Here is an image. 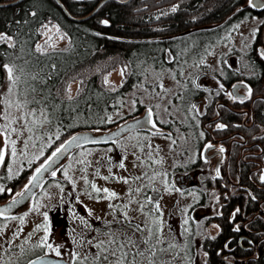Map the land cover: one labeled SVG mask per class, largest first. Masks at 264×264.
<instances>
[{
    "label": "rangeland",
    "instance_id": "rangeland-1",
    "mask_svg": "<svg viewBox=\"0 0 264 264\" xmlns=\"http://www.w3.org/2000/svg\"><path fill=\"white\" fill-rule=\"evenodd\" d=\"M260 21L256 18L241 20L231 24L232 27L227 32L210 35V44H203L201 55L192 56V61L178 75L174 68L150 70L145 80L129 92L122 106L113 113L112 121L120 119L123 123L134 119L133 112L139 109L140 103L141 108L151 107L152 116L155 115L164 124L169 122L170 115L186 123L190 115V105L184 103L187 92H178V89H184L180 86L184 82L182 80L196 78L203 71L207 73L199 82L206 87H217L219 81L216 76L218 72H222L223 61L232 62L236 59L240 65L249 62L246 54L250 53L253 40L259 34ZM262 32L264 34V27ZM262 39L264 42V36ZM36 44L42 50L62 48L68 44V37L57 23L48 21L41 27V38ZM257 50L260 55L264 53V44L257 47ZM126 70V66L121 63L112 66L101 74L102 83L111 90L118 89L126 79ZM209 75L212 78L208 80ZM80 88V78H76V83L71 87V96L78 93ZM5 98L7 112L5 126L0 128V148L3 157L8 158V172L12 176L20 171L25 162L32 161V170L36 171L61 145L51 153H44L45 148L54 140L52 134L57 135V132H50L43 118H36L32 113L23 111L25 108L18 102L12 90ZM200 105L201 103L197 108ZM93 131L99 133L100 130ZM178 136L179 139L173 144L171 137L162 134L144 136L134 133L123 139L116 149L85 146L72 152L59 165L62 184L57 180H50L44 186L41 184L35 191V198H31L16 211L18 217L0 225V264H21L25 261L22 250L29 249L33 243L41 248L39 245L45 235L48 237L47 243L53 248H59L62 257L71 259L72 264H116L118 258L123 264V256L115 249L113 261L105 262V248L111 237L102 236L103 233L95 231L92 224L94 221L98 223L101 219L105 220L108 217L107 207L116 206L118 203H124L128 216L138 223L136 226L132 225L131 230L137 229V226L141 228V233L129 238L128 249L135 256L141 253L137 257H141L143 264H205L198 242L189 239L191 230L187 207L198 196L195 197L193 191L182 189L179 185L173 186L174 175L170 173L186 157L182 151L187 146L186 134ZM7 148L11 151L9 156ZM121 163L123 167H120ZM57 170L54 169L51 174L57 175ZM125 180L128 182L125 183ZM93 184L101 190L107 188L116 197L109 199L103 191H93ZM25 185H29L27 179L18 185L9 199L23 192ZM148 188L152 192L159 191V195L153 197L161 210V217H157V220L150 209L145 213L139 208L144 196L148 197L145 194ZM59 201H62V206L65 202L72 208L79 201L81 208L87 211V216L79 213L75 221L65 224L62 220V227L59 226L53 219L54 215L50 213V209L55 211ZM152 211H155L154 208ZM44 213L48 214L47 221ZM44 226L48 227V233L44 231ZM101 244L102 247H97ZM195 244L194 250L192 247ZM130 250L128 251L132 254ZM101 259L105 263H100Z\"/></svg>",
    "mask_w": 264,
    "mask_h": 264
},
{
    "label": "trees",
    "instance_id": "trees-1",
    "mask_svg": "<svg viewBox=\"0 0 264 264\" xmlns=\"http://www.w3.org/2000/svg\"><path fill=\"white\" fill-rule=\"evenodd\" d=\"M173 7L175 12L171 11ZM249 18L261 21L259 34L246 55L259 57L264 8L249 7L248 0H0V34L10 37L7 42L0 40V128L5 126V97L12 90L23 111L43 118L50 132H57L44 151L51 153L78 131L110 126L113 113L150 70L174 68L178 75L192 56L201 55L210 35L227 32L231 24ZM48 21L58 24L68 44L38 51L41 27ZM257 60H250L249 65L257 74L252 77L255 87L261 88L264 60ZM5 63L14 67L18 77L15 83L8 80ZM119 63L126 66V79L118 89L111 90L102 83L101 74ZM70 77L83 80L72 99L62 87ZM189 80L183 79L180 86L187 88ZM189 98L187 93L185 104H189ZM7 149L9 156L11 151ZM33 166L34 161L22 165L18 185ZM8 168L7 163L2 166L3 171ZM207 258L214 264L220 256L213 250ZM248 262L264 264V254L248 257Z\"/></svg>",
    "mask_w": 264,
    "mask_h": 264
},
{
    "label": "flooded vegetation",
    "instance_id": "flooded-vegetation-1",
    "mask_svg": "<svg viewBox=\"0 0 264 264\" xmlns=\"http://www.w3.org/2000/svg\"><path fill=\"white\" fill-rule=\"evenodd\" d=\"M257 58L264 60L261 55L250 57L247 60L249 62L250 60L258 61ZM249 62L247 61L246 65H240L236 59L232 62L223 61L222 72L215 75L219 81V85L215 88L206 87L199 82V79L207 72L202 71L196 78H189V86L185 89H178L179 93L186 90L190 97L188 99L190 100V107H188L190 115L186 123L170 115L171 119L167 124H164L153 114L151 122L149 119L145 122L151 126L154 122L155 128L142 126L134 128L114 140L80 146H102V148L114 147L116 149L123 139L134 133L144 136L162 134L165 137H171L174 144L179 139L178 135L185 133L187 146L182 150L186 154L185 161L176 164L170 173L174 175L173 186L179 185L182 189L193 191L194 196H198L187 207L191 230L189 239L198 242L200 250L203 251L205 264H210L207 257L212 254L213 250L220 256L219 262L214 264H250L248 257H258L260 254H264V182L260 179L264 175V87H255L252 77L257 74L251 70ZM211 78L212 75H209L208 80ZM247 88L251 89V95L248 94ZM229 93L243 99V103L240 102V99L230 97ZM200 103L201 107L197 108ZM193 105L196 106L195 109H193ZM140 108L133 112L135 118L143 115L147 108L151 107ZM121 122L122 120L117 119L112 121L107 128L96 130H100V134L108 132L121 125ZM217 125H224V127L218 128ZM209 144L212 147L208 148ZM221 148L224 149L223 152H220ZM7 162L6 157H3L0 166V179L3 180V183L0 181V186L5 191L0 193V205L9 204L18 197L13 196L14 198L9 199L12 196L11 193L15 192L18 187L19 180L17 178L20 171L10 176L8 171L2 169V166ZM60 164L51 169L42 180L43 186L50 180H57L62 184ZM54 169H58L57 175L51 174ZM217 169H219V175H217ZM1 172H3L2 175ZM35 172V170H30L26 178L29 183ZM34 194L26 202L1 207L0 210L8 209V211L0 216V225L18 217L19 214L16 211L31 198H35L37 193ZM145 194L148 197L144 196L139 208L145 213L150 209L151 211H149L154 212L152 215H155L154 218L157 220L161 217L159 216L161 210L157 207L153 197H157L159 191L152 192L151 188H148L145 190ZM78 202L72 208L65 202L62 206V201H59L55 211L50 209V213L54 215L53 219L58 222L59 226L62 227V220L65 221V224L75 221L76 215L79 213L87 216V211L81 208ZM125 206L124 203L108 206V217L105 220L101 219V222L91 223L94 225L95 231L103 233L102 236L111 237V242L109 241L111 247L109 242L107 247L105 244V252L108 255V260L105 262L113 261V255L109 253L114 252L115 249L121 255L127 253L126 258L123 257V264H143L140 261L141 257H137L141 253L135 256L133 251L128 249L129 238L136 233L137 235L141 233V228L137 226V229L131 230L132 225L136 226L138 223L131 220ZM152 208L155 211H152ZM236 209H240V211L236 212ZM233 213H235L234 217ZM72 214H75L74 217ZM140 223L142 224L141 221ZM214 225H218V227H214ZM237 226H239V231L234 230ZM113 240H115L114 243ZM218 240L221 242L214 249L213 246ZM34 244L29 249L22 250V256L25 258L33 255L27 261L25 260L26 262L23 261V264H28L43 255L62 258L61 254L58 256L56 252L45 247H36ZM121 245L124 247H120ZM194 247L196 244L192 247L195 250ZM134 248L136 247L134 246ZM243 255L244 257L241 258ZM67 260L68 264H72L71 259ZM101 262L103 259L100 260Z\"/></svg>",
    "mask_w": 264,
    "mask_h": 264
},
{
    "label": "water",
    "instance_id": "water-1",
    "mask_svg": "<svg viewBox=\"0 0 264 264\" xmlns=\"http://www.w3.org/2000/svg\"><path fill=\"white\" fill-rule=\"evenodd\" d=\"M258 3L259 0H256ZM147 119H149L148 116V110L144 112L143 115L136 117L134 119L128 120L125 123H122L118 127L104 133H96L93 130H82L74 133L70 137H68L59 147L62 146V150L60 153H58L55 157L51 155L48 160H46L40 168H42L41 172L34 173L33 176H37V180H31V183L28 185V192L24 197H17L16 200L19 201V203H23L28 201V199L31 197L32 194H34L35 190L38 188V186L43 182L44 178L48 175V173L56 167L58 164L63 162L66 157H68L72 152H74L77 148L80 146L90 144L91 143H98V142H106L110 140H114L121 136L122 134L138 127L142 126H149L152 127L151 124L145 122ZM137 121H139V125L137 124ZM145 122V123H144ZM78 137L76 141H72V137ZM56 151V150H55ZM54 151V152H55ZM0 154H2V149L0 148ZM53 154V153H52ZM25 191V190H24ZM13 206L12 201L9 202V204L0 205L1 207H9ZM42 257V256H41ZM44 260L41 262L40 257L36 258L32 261H35L36 264H68V260L65 258H58L55 256L50 255H43ZM31 261V262H32ZM29 262L28 264H31Z\"/></svg>",
    "mask_w": 264,
    "mask_h": 264
},
{
    "label": "snow or ice",
    "instance_id": "snow-or-ice-1",
    "mask_svg": "<svg viewBox=\"0 0 264 264\" xmlns=\"http://www.w3.org/2000/svg\"><path fill=\"white\" fill-rule=\"evenodd\" d=\"M248 5H249V7H252V8H256V7L264 8V0H261V2H259V3H257L256 0H248ZM176 10H177V9H176L175 7H173L171 11L175 12ZM102 23L107 24L108 22H107V21H103ZM45 27H47V26H45ZM0 40H3V41H5V42H7L8 40H10V37H8V36H6V35H4V34H0ZM46 43H47V42H46ZM10 46H14V45H10ZM37 50L40 51V50H42V49L38 47ZM261 56H262V58H264V53H261ZM3 68H4V69L6 70V72H7L8 80H9L10 82H12V83H15V81H16V79H18V77H15V75H14V67H13V66H10L8 63H5V64L3 65ZM123 74H124V73H123V69H122V70H121V75H123ZM73 83H76V78H75V77H70V78H68V79H67L66 81H64L63 84H62L63 90H64L65 94L68 96L69 99H72V96H71V87H72V84H73ZM105 83H107V79H106V78H105ZM80 84H81V85L83 84V80H80ZM221 87H223V86H221ZM234 87H235V86H234ZM245 87H247V86H245ZM78 91H79V90H78ZM247 91H248V94L251 95V89H250V88H247ZM228 95H229L230 97H232L233 99H240L239 97L234 96L232 93H229ZM240 102L243 103V99H240ZM192 107H193V109H195L196 106L193 105ZM148 116H149V122H151V116H152V110H151V109H148ZM109 119H110V118H109ZM139 123H140V122L137 121V124H138V125H139ZM152 126H153V128H155V123H154V122L152 123ZM217 127H218V128H223L224 125H217ZM201 135H203V134L201 133ZM77 139H78V137H75V136L72 137V141H76ZM207 147L210 148V147H212V145L209 144V145H207ZM61 150H62V146H61V147H58V148L56 149V151L53 152L52 155L55 157L58 153L61 152ZM223 151H224V149L221 148V149H220V152H223ZM2 162H3V155L0 154V163H2ZM120 167H123V164H122V163L120 164ZM41 170H42V168H37V169H36V173L39 174V173L41 172ZM217 175H219V169H217ZM105 179H108V178L105 177ZM260 179H261L262 182H264V175H262V176L260 177ZM31 180H37V176H33V177L31 178ZM31 180H30V183H31ZM124 182L127 183L128 181L125 180ZM92 189H93V191H95V192H97V193L103 191L104 193L107 194V198H109V199H111V198H115V197H116V194H115L114 192H109V190H108L107 188L101 190V189L97 188V187L93 184V185H92ZM4 191H5V189H4L2 186H0V193H2V192H4ZM27 192H28V186L25 185V191L20 192V193H17L16 195L19 196V197H24V196L26 195ZM253 199H254V197H253ZM18 202H19V201H17L15 198H14L13 201H12L13 204L18 203ZM110 206H111V205H110ZM7 211H8V209L0 210V216L4 215V213L7 212ZM239 211H240V209H236V212H239ZM234 216H235V213H233V217H234ZM44 217H45V221H47V219H48V214H47V213H44ZM20 219H21V221L23 220L22 217H21ZM39 227H40V226H38V228H39ZM214 227H218V225H214ZM234 230H235V231H239V230H240V229H239V226H237ZM44 231H45L46 233H48L49 229H48L47 226H44ZM47 238H48L47 235H45V237L43 238V240H42V242H41V245H39V246L50 248V249H52L53 251L56 252V255L59 256V255H60L59 248H53L51 244H48V243H47ZM112 242L114 243L115 240H113ZM97 247H102V244H101V245H97ZM120 247H124V245H121ZM133 247H134V245H133ZM225 247H227V245H225ZM109 254H110V255H115L114 252H111V253H109ZM122 255H123L124 258H126L127 253H123ZM103 258H104V260H106V261L108 260V256H107V255H105ZM40 260H41V262H43L44 257H43V256L40 257ZM31 264H36V262H35V261H32ZM109 264H111V262H109ZM116 264H121V260H120L119 258L117 259Z\"/></svg>",
    "mask_w": 264,
    "mask_h": 264
}]
</instances>
